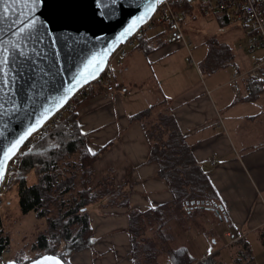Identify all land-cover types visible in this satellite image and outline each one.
Instances as JSON below:
<instances>
[{
    "label": "crops",
    "instance_id": "1",
    "mask_svg": "<svg viewBox=\"0 0 264 264\" xmlns=\"http://www.w3.org/2000/svg\"><path fill=\"white\" fill-rule=\"evenodd\" d=\"M148 45L155 47L148 55L128 49L124 57L111 59L108 74L123 87L91 98L78 110L87 148L95 152L111 143L93 164V181L110 173L113 185L129 191V206L135 210L171 200L157 165L147 160L149 144L141 123L129 120L165 99L222 206L221 219L203 206H176L175 216L181 215L175 217V248L184 247L190 255H209L211 249L218 255L242 238L253 251L252 263L264 264V258L258 262L264 255V91L254 102L238 100L232 69L212 68L200 75L176 56L183 46L170 43L166 35ZM238 63L236 56L232 66ZM88 211L96 243L70 257L69 264H133L127 209L102 199Z\"/></svg>",
    "mask_w": 264,
    "mask_h": 264
},
{
    "label": "trees",
    "instance_id": "2",
    "mask_svg": "<svg viewBox=\"0 0 264 264\" xmlns=\"http://www.w3.org/2000/svg\"><path fill=\"white\" fill-rule=\"evenodd\" d=\"M169 6L173 13L180 15L181 23L185 14L194 8L188 0H183L181 4L169 0ZM167 18L168 12L163 5L158 7L149 21L151 30L134 36V46L129 50H139L144 55L152 52L155 47L148 45V41L167 34ZM108 82L114 84V90L123 87L117 83L116 77L108 74L107 66L98 80L79 90L35 137L22 146L23 155L18 153L9 163L0 197L2 187L4 190L15 187L21 214L32 212L45 224V230L37 233L28 254L16 255L12 259L18 264H26L42 255L51 254L69 264L70 257L95 245L88 209L106 199L107 205L127 209V232L133 264H161V255H164L162 264L167 261L168 264H223L214 259L217 251L194 261L186 248L171 246L169 236L163 233L167 224L165 216L171 215L176 206L204 208L220 202L206 171L192 155L189 136L179 130L168 109L167 100L162 99L148 106L129 116V120L141 123L149 144L147 160L157 165V175L165 182L171 200L144 211L135 210L129 206V191L113 185L110 173L93 181V164L111 143L99 148L94 152L95 155L88 151L87 135L81 131L78 110L91 98L106 93ZM249 85L250 93L242 101L254 102L264 91V84L250 81ZM262 116L264 118V112ZM261 146H264V139ZM29 176L33 184H28ZM191 201L193 205H190ZM171 206L173 208L169 209ZM0 222L1 256V252L9 245V237L3 230L1 218ZM152 226L155 230L148 231L152 230ZM262 243L264 238L261 237ZM229 248H235L236 251L232 258L233 264L253 262V251L246 239H237ZM0 264H4L1 258Z\"/></svg>",
    "mask_w": 264,
    "mask_h": 264
},
{
    "label": "water",
    "instance_id": "3",
    "mask_svg": "<svg viewBox=\"0 0 264 264\" xmlns=\"http://www.w3.org/2000/svg\"><path fill=\"white\" fill-rule=\"evenodd\" d=\"M165 1L167 0H163ZM99 2L100 7L98 8L97 0H49V8L58 21L55 32L57 43L53 47L51 39L43 35V29L35 33L33 38L19 35L17 24L14 21L17 13L21 11L23 12L22 18L27 19L26 7L23 4L12 3L11 0H2L0 4V9H3L0 10V44L10 46L11 42L17 44L18 47L24 45L23 51L29 56V60L23 65L25 69H28V75L23 79L17 76V94L12 95L10 91L7 95L0 94V104L5 105L4 113L0 114V155L11 141L25 132L30 125L35 124L45 107L51 110V114L32 135L40 131L50 119L59 113L79 90L98 80L118 47L131 39L140 28L147 24L162 4H154L155 10L148 13V18L136 21L131 33L121 37L120 34L124 29L136 17L144 13L143 6L147 0H115V3L113 0H99ZM20 59L17 56V61ZM90 62L92 67L88 70H95V65L99 64V71L95 72V77L90 76L82 86L76 85L73 77L79 79L78 74L86 75L85 66ZM32 67L35 68L34 73L31 71ZM33 76L35 87L29 88L28 84L32 82L31 77ZM72 85H76L74 94L67 103L60 106L56 98L63 95L64 88ZM13 104L19 110L6 111ZM32 135L24 141V144ZM12 159L7 161L4 178L0 179V188ZM193 203L191 201V204ZM206 209L212 210L221 219V205L213 203L212 207L206 206ZM45 256L53 255L45 254L26 264H35L37 260ZM4 264L18 263L12 259ZM62 264L65 263L62 261Z\"/></svg>",
    "mask_w": 264,
    "mask_h": 264
},
{
    "label": "rangeland",
    "instance_id": "4",
    "mask_svg": "<svg viewBox=\"0 0 264 264\" xmlns=\"http://www.w3.org/2000/svg\"><path fill=\"white\" fill-rule=\"evenodd\" d=\"M193 9L185 14L182 26L183 33L190 42V55L185 47L176 52V56L187 65L189 63L199 74L207 70L221 69L227 71L233 68L234 57L242 59V54L237 50L239 42L245 40L243 29L237 23L226 20L221 12L202 13L195 5ZM129 48L126 47V50ZM232 66V67H231ZM232 71V70H231ZM201 75V74H200ZM114 85V84H113ZM234 93V92H233ZM139 99V97L136 96ZM30 179V180H29ZM32 179L28 177V184H32ZM0 197V218L3 230L9 237V245L1 252L0 258L4 261L12 260L16 255L24 256L28 254L29 247L35 241L38 232L45 230V224L38 219L34 213L21 214L18 206V195L16 188L5 189L2 187ZM171 206L169 209H172ZM173 214V215H172ZM180 213L175 216V211L171 215H166L167 224L163 233L169 236L171 246L175 247V217H180ZM158 226V225H157ZM156 226V228H157ZM155 227L152 226L154 231ZM172 241V242H171ZM251 243V241L249 240ZM19 252V253H18ZM15 254V255H14ZM208 253L191 254L194 260L203 258ZM236 255L235 249H224L217 256V263L233 264L232 258ZM264 255L258 257L261 262ZM161 264L164 255L160 258ZM14 260V259H13ZM254 263V262H253ZM248 263V264H253Z\"/></svg>",
    "mask_w": 264,
    "mask_h": 264
},
{
    "label": "snow or ice",
    "instance_id": "5",
    "mask_svg": "<svg viewBox=\"0 0 264 264\" xmlns=\"http://www.w3.org/2000/svg\"><path fill=\"white\" fill-rule=\"evenodd\" d=\"M12 3L23 4L27 10V19H23V12H18L14 23L17 24L18 34L21 36H27L28 38H33L35 33H39L41 29L44 30L43 35L47 36L51 39L53 47H55L57 43V39L55 36V32L58 26V21L55 17V14L51 12L49 8V0H11ZM115 3V0H113ZM163 3V0H147L144 4V13L141 16L135 18V20L129 24L127 28L120 34L121 37H125L129 35L132 29L135 27L136 21L144 20L148 18V13L155 10L154 4ZM0 4H2V0H0ZM97 7H100V2L97 0ZM3 10V9H0ZM10 11V10H8ZM7 18V17H5ZM24 45L17 46L15 43L10 42V46L0 44V94L7 95L10 91L12 95H16V85H17V76L23 79L26 75H28V69L23 67L24 63L29 60V56L23 51ZM58 55V53H57ZM17 56L21 59L17 61ZM34 63V62H33ZM92 67V63L85 66L87 70V74L83 73L78 74L79 79L73 77L76 82V85H83L84 82L88 80V78L95 77V72L99 71V64L95 65V70H88ZM31 71L34 73L35 68L32 67ZM31 83L28 84L29 88L35 87V78L31 77ZM71 83V82H70ZM76 85H72L70 87L63 89V95H60L56 98L59 105L67 103V101L71 98V95L74 94L76 90ZM7 90V91H6ZM18 107L13 104L6 111H18ZM5 111V105L0 104V114H3ZM51 114V110L47 107L44 108V111L40 114V118L36 120L35 124H32L28 127V129L23 132L19 137L11 141L3 150L2 155H0V179L4 178L7 161L11 160L13 157L17 156V153L23 155L24 153L21 151V146L24 144V141L32 135L34 131H36L37 127L43 124V122L48 118ZM83 134V133H82ZM88 151H92L91 148ZM95 155L94 152H92ZM211 253V249H209V254ZM35 264H62V261L56 256H45L42 257L41 260H37Z\"/></svg>",
    "mask_w": 264,
    "mask_h": 264
},
{
    "label": "built area",
    "instance_id": "6",
    "mask_svg": "<svg viewBox=\"0 0 264 264\" xmlns=\"http://www.w3.org/2000/svg\"><path fill=\"white\" fill-rule=\"evenodd\" d=\"M183 0H175L181 4ZM202 13L221 12L227 20L233 21L243 29L245 40L239 42L237 50L241 52L242 59L233 66L231 71V86L236 99L240 100L250 93V81L264 84V0H188ZM168 12V32L166 38L170 43H177L185 47L190 55V42L182 31L180 15L173 13L168 4L164 2ZM152 26L145 24L134 36L143 31H150ZM133 36V37H134ZM133 37L120 45L111 59L122 57L126 53V47L134 46ZM187 59L191 62V59ZM113 83H107V92H112ZM35 137V136H34ZM168 264V261L166 262Z\"/></svg>",
    "mask_w": 264,
    "mask_h": 264
},
{
    "label": "bare ground",
    "instance_id": "7",
    "mask_svg": "<svg viewBox=\"0 0 264 264\" xmlns=\"http://www.w3.org/2000/svg\"><path fill=\"white\" fill-rule=\"evenodd\" d=\"M167 1H168V4H169V0H167ZM162 5H163V7H164V9H165L166 7H165L164 2H163L160 6H162ZM160 6H159V7H160ZM132 108H133V107H132ZM132 108H131V109H132ZM63 110H64V109H63ZM67 113H68V112H67ZM57 114H58V113H57ZM57 114H56V115H57ZM69 114H70V113H69ZM56 115H55V116H56ZM55 116H54V117H55ZM65 116H66V115H65ZM54 117H53V118H54ZM67 118H68V117H67ZM69 118H71V117H69ZM50 120H51V119H50ZM48 122H49V121H48ZM48 122H47V123H48ZM53 122H54V121H53ZM66 122H67V121H66ZM68 122H70V121H68ZM43 127H44V126H43ZM74 128H75V127H74ZM56 129H57V128H56ZM68 129H69V128H68ZM77 129H78V128H77ZM57 131H58V130H57ZM74 133H75V132H74ZM35 134H36V133H35ZM35 134H33L32 137H33ZM68 134H69V133H68ZM71 134H72V133H71ZM44 135H45V133H44ZM56 137H57V136H56ZM58 138H59V137H58ZM40 142H41V141H40ZM61 143H62V142H61ZM52 144H53V143H52ZM61 145H62V144H61ZM42 146H43V145H42ZM55 154H56V153H55ZM37 156H38V154H37ZM39 157H40V156H39ZM35 158H36V157H35ZM32 159H34V157H33ZM30 161H31V160H30ZM31 163H32V161H31ZM33 164H34V163H33ZM33 164H32V165H33ZM30 165H31V164H30ZM23 168H24V167H23ZM36 168H37V167H36ZM25 172H26V171H25ZM33 173H34V172H33ZM36 175H37V174H36ZM21 176H22V175H21ZM44 176H45V175H44ZM29 180H30V179H29ZM41 181H42V180H41ZM24 182H25V180H24ZM43 183H44V182H43ZM32 184H33V183H32ZM34 185H35V184H34ZM30 186H31V185H30ZM30 186H29V187H30ZM24 187H25V186H24ZM33 187H34V186H33ZM36 190H37V189H36ZM38 190H39V189H38ZM39 192H40V191H39ZM21 193H22V192H21ZM38 196H39V195H38ZM42 208H44V207H42ZM19 211H20V210H19ZM0 223H1V222H0ZM57 225H58V224H57ZM0 229H1V227H0ZM6 239H7V238H6ZM2 240H3V239H2ZM63 241H64V240H63ZM56 243H57V242H56ZM33 245H34V244H33ZM137 246H138V245H137ZM139 247H140V246H139ZM64 248H65V247H64ZM35 249H36V248H35ZM38 249H39V248H38ZM38 251H39V250H38ZM43 251H44V250H43ZM18 253H19V252H18ZM14 255H15V254H14ZM61 259H62V258H61ZM19 260H20V259H19Z\"/></svg>",
    "mask_w": 264,
    "mask_h": 264
}]
</instances>
